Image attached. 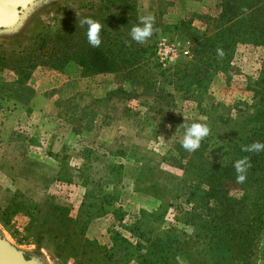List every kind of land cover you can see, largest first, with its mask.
I'll list each match as a JSON object with an SVG mask.
<instances>
[{
  "label": "rangeland",
  "instance_id": "rangeland-1",
  "mask_svg": "<svg viewBox=\"0 0 264 264\" xmlns=\"http://www.w3.org/2000/svg\"><path fill=\"white\" fill-rule=\"evenodd\" d=\"M194 2L201 5L195 4L191 5L195 7H191L190 3ZM144 4L147 5L143 6L141 0H63L50 9L43 10L24 34L12 38H0V52L6 56L9 66H18L15 65L16 61L26 59L30 61V64L37 63L36 68L30 71V80L32 78L35 80L37 77L51 78L50 71L65 72V63L63 67H58L62 62L58 64L54 61L56 58L52 57H57L59 50H67L68 44L75 50L86 46L106 51V48L115 47V45L116 50H119L118 45L123 42L126 46L123 49L124 58L132 59L131 61L136 64L131 70L127 64V69L131 71V74L128 71L122 74L123 84H126L127 88H122L116 93L125 97L155 99L151 108H155L158 114H145V117L136 114L131 119L138 128L152 125L153 128L149 129L154 130V134H145L148 129L143 127L141 130L143 133L140 135L102 136V140L97 144L102 150L108 152L102 155L101 151L89 150L92 152L94 165L81 167L80 170L89 174L88 181L92 180L93 184H99L103 181L102 176L105 171L101 167L108 163L117 164L112 161L114 160L112 158L115 153L122 152L127 158L137 162V166L129 168L135 177L132 189L136 195L123 198L125 211L130 215L127 223L123 222V226L137 219L139 213L144 211L143 208H146L147 213L162 208L166 213L163 227L166 230L180 229L184 231L183 236L187 238L193 235V229L182 224L181 212H191L193 205L186 203V199L181 196V191L185 185L194 184L196 179L192 169L186 171L185 168H190V163L212 165L224 162L227 142L230 139H237V133H233L230 127L224 126V122L221 124L210 121L201 114V108H210V103L205 101L199 105L193 100L184 98L187 96L175 92L168 82L172 80V69L175 65L192 63L191 50L196 43L193 36L216 34V30L212 29L214 24L208 22L206 17L211 19L219 17L222 0H145ZM139 7L141 10L145 8L146 12L149 10L153 13V16L148 19H152L151 21H145L146 17H143V14L142 17L139 16ZM107 34L113 37L108 38ZM164 39L172 44L186 47L188 45L189 56L179 54L172 66L162 68L156 60V49L158 43ZM42 40H44L43 43ZM131 55L135 57L131 58ZM50 61L53 62V66L61 69L50 68L49 63H52ZM263 64L264 46L240 43L234 50L230 69L215 73L210 92L215 102L229 107L227 110L229 113L226 111L219 113L224 116L225 121L237 120L239 114L245 113L247 108L253 104L256 93L254 83L260 77ZM120 66L123 65L120 64ZM4 72L6 79L11 76L17 81V76L13 71L8 69L0 73ZM63 79L59 78L60 83ZM216 79L226 81L228 96H230L229 104L216 101L214 98L212 85ZM219 87V89L222 88ZM217 89L216 93L219 92ZM4 90L6 89L0 86V96L5 94ZM61 92L65 98L67 95L65 86ZM82 92L80 91L78 95L80 100L84 98ZM172 98L177 99L178 102L173 104V108L170 106ZM182 100L185 102L183 106H181ZM3 108L0 103V111ZM57 109L60 114H66L68 110L66 101L59 103ZM136 109L141 113L147 107L139 104ZM168 111H173L172 115ZM83 121L84 126L88 127L94 119L68 121L64 118L59 120V125L63 124L62 127L60 126L64 134L62 137L67 144L83 146L99 138V136L84 137L71 134V129H73L72 132L77 129H70L68 123L71 125L74 123L77 126ZM2 126L1 122L0 129ZM67 126L68 129H66ZM167 126L171 131L164 132ZM22 127L25 129L24 133H27L23 136L24 139H37L40 136L35 131L30 132L28 127ZM52 127L54 126L50 125L49 129L51 130ZM1 134L2 130H0V138ZM120 146L125 147L122 149L124 151H117ZM0 152L2 153V150ZM198 152L200 154H197ZM75 157L76 154L71 152L69 158L74 159ZM7 163L8 161L0 167V232L14 249L23 253L36 254L47 264H87L79 258L74 259L68 250L60 251L57 248V241L52 232L55 230L52 225L53 220L50 217L53 206L71 210V203L66 201L69 199L66 195L70 193L66 181L68 175L70 176V168L75 167H69L67 159L62 161L64 174L62 182L55 185V199H47L46 202L44 200L36 205L39 209L34 210L33 201L19 196L17 189H12L9 183L4 181L6 176L2 170H8ZM92 187L90 186V189ZM231 195L240 197L241 192L232 191ZM116 206L117 204L114 208H120ZM115 229L123 235L126 233L124 236L130 239V235L123 232L121 227ZM101 238L102 240L107 238L101 241V245L107 246L108 236L103 235ZM110 245L111 243L108 244ZM178 262L188 264L184 258H179ZM253 264H264V238L255 250Z\"/></svg>",
  "mask_w": 264,
  "mask_h": 264
},
{
  "label": "trees",
  "instance_id": "trees-1",
  "mask_svg": "<svg viewBox=\"0 0 264 264\" xmlns=\"http://www.w3.org/2000/svg\"><path fill=\"white\" fill-rule=\"evenodd\" d=\"M206 19L214 24L212 29L216 34L193 36L196 43L191 50L192 63L175 65L168 85L199 105L205 101L210 103V108H201V114L210 121L224 122V126L237 133V139L227 142L224 162L190 163V168H185L186 171L192 169L196 180L182 188L181 196L193 209L181 212V222L193 229V235L185 238L180 229L166 230L163 227L166 213L162 208L152 213L141 211L137 219L123 226L127 213L114 207L120 201L124 167L108 163L103 168L108 179L99 184L91 182L93 187L86 193L75 218L67 209L58 206L51 209L55 229L52 232L60 251L68 250L74 259L87 264H179V258H184L188 264H253L255 250L264 238V64L254 83L253 104L235 121H225L219 114L229 113V107L215 102L210 88L217 71L230 69L238 44L264 46V0H222L219 17ZM118 48L116 50L115 45L102 51L83 46L75 50L68 44L67 50H59L57 57H51L56 58L54 61L58 64L62 62L58 67L77 63L85 76L126 71L131 74L136 62L124 58L123 42ZM8 64L6 56L0 52V72L13 71L17 85L27 84L30 71L37 66L27 59L16 61L18 66ZM52 64L49 63L50 68L61 69ZM114 155L125 156L122 152ZM82 157L90 161L92 152L84 150ZM81 173L84 182H88L89 174ZM108 187L111 190H107ZM232 191L241 192V196H232ZM33 205L34 210L39 209ZM108 214L113 215L130 239L116 229L109 232L110 246L86 237L90 223Z\"/></svg>",
  "mask_w": 264,
  "mask_h": 264
},
{
  "label": "crops",
  "instance_id": "crops-1",
  "mask_svg": "<svg viewBox=\"0 0 264 264\" xmlns=\"http://www.w3.org/2000/svg\"><path fill=\"white\" fill-rule=\"evenodd\" d=\"M141 1L143 6L147 5L144 4L145 0ZM195 4L201 5L194 2L190 3V6ZM142 14L143 17H146L145 21L152 20H148L150 16H153L151 11L149 12L148 10L146 12L145 8L143 10L140 9L139 16ZM50 73L51 78L37 77L35 80L32 78L25 85H17L15 78L9 76V79H6L5 72L0 73V86L6 89L3 92L5 94H1L0 96V103L4 107L0 111V121L3 123L0 129L2 130L0 138V141L2 140L0 142V151L2 150V153L0 152V167L4 166V163L8 161V170L3 171L1 169L2 173L6 176L4 181L8 182L12 189H17L18 192H16L19 196L31 200L33 201L32 203L37 205L44 202V200L46 202L47 199H55V185L62 182L61 179L64 174L62 161L65 159L69 160L68 166L75 168H70V176L68 175L66 181L68 184L67 189L70 191L66 195L69 198L66 201L71 203L70 216L75 218L80 212L85 195L90 190L92 182V180L84 182V176L80 168L94 165L93 158L90 161L83 159L82 151H101L102 155L108 152L107 150H102L100 145L97 144L98 141L102 140V136L106 135H140L143 133L141 132L143 127L148 129V132L145 134H154V130L149 129L153 128L152 125L150 127L146 125L138 128L131 119L136 114L145 117V114L155 115L158 111L155 108H151V105H154L155 99L143 98V100L139 97H125L116 93L122 88H127V85L123 84L122 72L96 73L92 76H85L82 74L80 65L70 62L66 66L64 73L54 71H50ZM60 77L64 78L61 83L59 81ZM64 86L67 91L65 98L61 92ZM219 86L222 88L219 89ZM212 88L216 101L229 104L230 96H228V87L224 79L214 80ZM216 89L219 91L218 93L215 92ZM80 91H83L84 95L82 100L78 96ZM64 100L66 101L68 110L66 114H60L57 107ZM170 101L171 107L174 103H178L177 99L175 100L174 98ZM184 103L182 100L181 106ZM139 104L147 107V109H144V112L140 113L136 109L137 106L139 107ZM168 113L172 115L173 111H168ZM63 117L68 121L93 118V123L89 124L88 127L84 126V121L77 126L74 123L72 124L73 126L68 123V126L70 129H77L75 132H72L73 129H71L73 136H99V138H95L93 142L83 144V146L67 144L62 137L64 134L60 129V126L62 127L63 124L59 125V120L64 119ZM50 125L54 126L51 130L49 129ZM22 126L28 127L30 132L35 131L39 133L40 136L37 139H24L23 136H26L27 133H24L25 129ZM68 126L66 129H68ZM165 131H171L169 126L165 127ZM44 133L46 135H43ZM48 138L50 139L49 142ZM122 149H125V147L120 146L117 151H124ZM71 152L76 154L74 159L69 158ZM105 159L107 160V158ZM112 159H114L112 160L113 162L124 167L121 197L117 206L125 211L126 207L123 198L128 195H136L132 189L135 177L131 174L129 168L137 166V162L127 158V156L120 155H114ZM102 177L103 180H107L109 176L104 171V176ZM108 190H111V188L108 187ZM145 209L143 208L144 211H146ZM127 218H130L129 213H127L124 220L126 223ZM131 223L132 221H130ZM118 227L119 224L116 223L113 215L108 214L90 223L86 237L90 240H96L101 244V241L107 240V238L102 240L101 236L106 235L108 236L109 243L106 242L108 246L110 244L109 232Z\"/></svg>",
  "mask_w": 264,
  "mask_h": 264
},
{
  "label": "water",
  "instance_id": "water-1",
  "mask_svg": "<svg viewBox=\"0 0 264 264\" xmlns=\"http://www.w3.org/2000/svg\"><path fill=\"white\" fill-rule=\"evenodd\" d=\"M63 0H0V38L24 34L43 10ZM0 264H47L36 254L14 249L0 232Z\"/></svg>",
  "mask_w": 264,
  "mask_h": 264
},
{
  "label": "built area",
  "instance_id": "built-area-1",
  "mask_svg": "<svg viewBox=\"0 0 264 264\" xmlns=\"http://www.w3.org/2000/svg\"><path fill=\"white\" fill-rule=\"evenodd\" d=\"M188 47V45H187ZM186 46L172 44L167 40H161L156 49V60L162 68L172 66L178 55L189 56V50Z\"/></svg>",
  "mask_w": 264,
  "mask_h": 264
}]
</instances>
